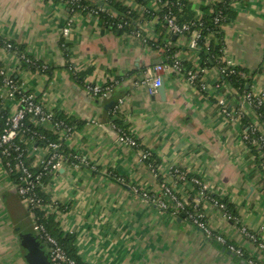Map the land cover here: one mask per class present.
<instances>
[{
  "label": "crops",
  "instance_id": "crops-1",
  "mask_svg": "<svg viewBox=\"0 0 264 264\" xmlns=\"http://www.w3.org/2000/svg\"><path fill=\"white\" fill-rule=\"evenodd\" d=\"M116 1L139 15L154 14L139 22V37L137 31L107 28L93 12L70 13L62 0H0V38L51 74L22 66L6 48H0L2 69L46 109L73 120L74 133L64 145L82 160L78 168L65 162L52 175L44 189L49 198L45 214L55 215L63 234L76 237L84 264H247L250 256L264 264V251L242 233L245 227L264 242V171L243 140L247 119L232 123L218 106L225 100L238 109L242 93L222 81L216 66L204 63L201 48L190 46L191 35L169 30L173 40L164 48L177 49L175 58L184 71L191 68L200 79L191 85L170 69L161 75L164 94H149L144 82L168 59L153 45L163 5L156 0ZM186 1L193 19L200 20L220 0ZM233 7L235 19L223 26L222 57L247 73L246 90L257 94L264 89V0H236ZM68 20L72 29L64 37ZM108 82L118 85L123 101L113 118L123 120L138 148L119 141L120 129L109 124L108 111L87 91V85ZM5 108L14 112L16 103L6 100ZM27 148L28 164L39 168L44 147ZM146 151L158 162L157 175L141 160ZM177 171L201 179L211 197L233 208L239 224L211 203L202 204L210 227L242 248L247 258L213 242L184 214L175 218L131 190L136 186L158 196L166 184L180 196L194 197L196 186L183 182ZM33 214L0 159V264H29L21 235H37ZM45 253L49 260L47 249Z\"/></svg>",
  "mask_w": 264,
  "mask_h": 264
},
{
  "label": "built area",
  "instance_id": "built-area-1",
  "mask_svg": "<svg viewBox=\"0 0 264 264\" xmlns=\"http://www.w3.org/2000/svg\"><path fill=\"white\" fill-rule=\"evenodd\" d=\"M62 1L66 3L67 7L75 3L74 0ZM156 1L161 4V0ZM174 5L175 3L169 1L163 4V7H167L169 9V13L163 16V21H166L168 24L170 32L174 35L182 37L191 35V38L189 37L190 46L194 49L200 48V45L207 47L209 41H202L199 31L194 30L196 23L187 22L183 25L177 23L176 17L172 14L170 9V7ZM92 12L95 15H98V10ZM131 12L132 11L129 10V13ZM200 20H196L195 22H199ZM220 20L223 21L224 17L221 16V18L216 19L217 22ZM119 28H122V26L119 25ZM71 29L72 21L68 20L66 26L62 30V35L64 37H68L71 33ZM134 35L139 37L140 32L137 31ZM5 48L10 51L13 46L11 43H6ZM217 61L219 64H225L222 68L217 67L220 76L236 74L243 79H247V73L241 69L235 71V66H233L230 61L225 60L223 57L219 58ZM170 69L184 76L191 85H195V83L200 79V74H197L196 72H185L181 62L177 59L171 66L166 63H161L156 65L154 68L155 77L152 80L144 82L148 87L149 94L153 95L157 93L159 87H161L163 83V78L161 76L162 73ZM0 74L4 78L3 82L0 84V115L1 112L6 109V100L15 102L17 107L16 111L7 114L5 126L0 129V159L10 176L12 173L20 175L19 180L21 184L16 186V190L20 198L27 205L30 212L34 209H41L44 211L46 204H44V201L40 197L37 190L41 184L42 174L32 172V169L36 167L29 165L27 162L28 148L26 147L24 140L19 139L20 131L24 127L27 117L30 116L36 121L37 125L48 127L52 132L59 136V140H57V142H50L44 146L46 155L39 166L51 175H55L58 169L65 162H69V164L75 168L80 167V164L82 163V160L76 155L70 154L66 157L64 154L53 152V150H58L64 145V140L68 139L74 133V127L69 126L64 121L58 119V115L46 109L44 105L37 101L34 94L24 91L22 87L17 84V82L12 80V76L7 74L4 69L0 71ZM86 88L88 93L93 98H98L100 96L106 97L107 93L105 90L111 91L110 87L104 89L103 86L100 85H87ZM16 93H20L21 97L17 98ZM122 102L123 101L120 100L115 106L114 113L119 110ZM239 104L240 107L238 109H231L228 107L225 100H221L218 103V106L220 113L232 123L242 122L244 118L248 120V128L243 131V140L254 153L257 164L264 171V119H262V113L260 112V109L264 107V89L257 94L252 91L245 90L241 95ZM112 127L118 130L116 126L112 125ZM118 132L120 133V142L134 148L139 147L138 142L130 134L121 130H118ZM31 145L33 146L34 144L32 143ZM151 156V151L143 152L141 160L146 163L147 159ZM70 157L73 158L72 161L70 160ZM147 165L150 170L157 175V170L154 168L153 164L150 163ZM177 172L179 173L177 176L183 182L190 181V183L196 186L194 197L190 198L189 195L180 196L166 184L161 185L162 193L158 196L143 192L136 186H131V190L134 194L139 195L142 199L155 205L159 210L170 212V214L175 218L184 214L189 222L194 224L213 242L222 246L225 250L237 257H245V252L242 248L231 243L227 237L214 231L210 227L206 215L202 210V204L204 202H209L212 206L222 211L229 220H232L237 224H239V220L232 217L231 214L227 212L225 203L211 197L208 194L207 187L201 179L194 177L191 180H187L183 173H180L179 171ZM121 182L123 183L124 181L121 180ZM34 231L40 241L45 244L51 264H77L75 260L69 257L59 241L49 233L45 224L40 223L36 217ZM242 233L248 239L253 241L257 245L258 249L264 251V242L260 241L256 235L252 234L245 227H242ZM246 262L247 264H263L255 259L254 256L247 258Z\"/></svg>",
  "mask_w": 264,
  "mask_h": 264
},
{
  "label": "trees",
  "instance_id": "trees-1",
  "mask_svg": "<svg viewBox=\"0 0 264 264\" xmlns=\"http://www.w3.org/2000/svg\"><path fill=\"white\" fill-rule=\"evenodd\" d=\"M75 3L73 5H69L68 10L70 13L75 12H92L98 10V18L100 22L106 26L107 28H112L113 30H117L120 33L124 32H135L139 30V22H144L151 20L154 18V14L152 11H145L143 14L139 15V13L131 12L129 13V10L127 7L123 6L120 2L116 0H98L96 3L89 2L87 0H74ZM145 0H139L141 4L144 3ZM173 2L175 3L174 6L170 7L172 14L176 17L177 23L183 25L187 22H194L196 25L194 26V30L199 31L202 41L209 39L208 46L200 45V51L202 55V59L205 64L212 65L216 67H223L225 64H219L218 59L222 57L223 50L225 48V37L223 33V26L227 23H230L232 20L236 17V12L233 7V2L236 0H220L217 3H215L211 10L204 11V14L199 22H195L196 20L193 19V17L190 14L188 3L186 0H161V5H163L166 2ZM101 10V11H100ZM116 14H113V13ZM167 13H169V9L167 7H163L161 13L159 14L162 21L163 16H165ZM224 17V20L216 21V19ZM119 25L122 26V28H119ZM169 26L166 23V21H163L161 25L157 28L158 33V39L156 42H153L154 48L162 49L167 56V64L171 66L176 58L175 54L177 52V49H168L167 47L164 48L165 44L168 41L173 40V36L168 33ZM6 41L2 40L0 38V48L6 47ZM12 44V43H11ZM13 48L10 50L14 53H16L17 57L19 58L21 65L24 67H30L33 70L38 71H44L47 74H51V69L41 66V64L38 61L34 62L31 58L26 56L23 51L15 44H12ZM186 65L184 64V67ZM187 68V67H185ZM2 70L1 63H0V71ZM186 71H192L191 68L185 69ZM235 71L240 70V68L236 67L234 69ZM77 80L80 82L82 80L81 76L79 74H76L75 76ZM3 76L0 74V84L3 82ZM12 80L14 82H17L15 77H12ZM229 81L233 88H235L240 93H243L246 90V81L239 77L236 74H230L228 76H222V81ZM221 81V82H222ZM107 87H110V90H105L107 93L106 97H98L96 98V102L105 107V109L108 111V114L110 116L111 122L109 124L112 126H116L121 131L128 133L127 126L124 124L123 120L121 119H114L113 115L117 114L114 113L115 106L120 101V94L117 93L118 91V85L113 82H108L103 86L104 89ZM29 93V92H27ZM16 97L20 98L21 94L16 93ZM38 101V100H37ZM260 112L262 113V119H264V107L260 109ZM9 112L4 109L1 112L0 115V129L4 128L5 126V119ZM113 114V115H112ZM58 119L61 121H64L67 125L73 126V120H69L63 116H59ZM243 123L245 124V130L248 128V121L244 120ZM120 135V133H118ZM43 137V138H42ZM19 139H23L26 147L28 145H31L32 143L44 147L50 142H57L58 135L52 132L48 127H45L43 125H37L36 121L28 116L25 125L20 131ZM24 144V145H25ZM53 152H58L60 154H64L66 157L69 156L70 152L69 150L63 145L58 150H53ZM70 160L72 161L73 158L70 157ZM147 164H153L154 168L157 170L158 162L156 161L154 156H151L146 161ZM32 172L34 173H41L42 179L41 184L39 185L38 193L40 197L43 199L44 204L49 202V198L47 197L44 189L49 184V182L52 179V175L48 172H46L42 167L34 168L32 169ZM180 173H183L187 180H191L192 176H189L185 174L183 171H179ZM18 174H11V178L15 184V186L20 185ZM225 203V202H223ZM226 210L231 214L232 217L235 218V212L233 208L225 203ZM35 214V217L38 218L40 223L45 224L47 230L49 231L52 236H54L61 246L64 248V250L67 252L69 257H71L73 260L76 261L77 264H84L81 261V258L77 254V250L75 247V241L76 237L74 235H65L63 234L59 229V223L56 221L55 215H46L45 212L41 209H34L31 211ZM40 240V239H39ZM42 242V241H41ZM43 243V242H42ZM44 244V243H43Z\"/></svg>",
  "mask_w": 264,
  "mask_h": 264
},
{
  "label": "water",
  "instance_id": "water-1",
  "mask_svg": "<svg viewBox=\"0 0 264 264\" xmlns=\"http://www.w3.org/2000/svg\"><path fill=\"white\" fill-rule=\"evenodd\" d=\"M250 81H246V89H249ZM158 92L163 95L164 94V86L163 83L161 87H159ZM182 217H184L182 215ZM21 242L22 247L27 251L26 260L29 264H50L49 260L47 259L45 253V247L39 240L37 235L32 233L23 234L21 235Z\"/></svg>",
  "mask_w": 264,
  "mask_h": 264
}]
</instances>
